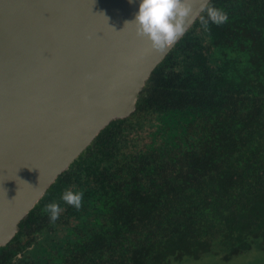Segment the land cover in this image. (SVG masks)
Wrapping results in <instances>:
<instances>
[{
	"label": "trees",
	"instance_id": "obj_1",
	"mask_svg": "<svg viewBox=\"0 0 264 264\" xmlns=\"http://www.w3.org/2000/svg\"><path fill=\"white\" fill-rule=\"evenodd\" d=\"M207 5L228 21L205 30L201 11L135 111L101 130L0 246V264H172L264 249V0ZM70 189L83 193L79 209L61 200ZM51 202L55 222L42 211Z\"/></svg>",
	"mask_w": 264,
	"mask_h": 264
},
{
	"label": "water",
	"instance_id": "obj_2",
	"mask_svg": "<svg viewBox=\"0 0 264 264\" xmlns=\"http://www.w3.org/2000/svg\"><path fill=\"white\" fill-rule=\"evenodd\" d=\"M209 1L191 0L186 30ZM140 3L0 0V246L100 131L135 111L182 37L154 50L125 26Z\"/></svg>",
	"mask_w": 264,
	"mask_h": 264
},
{
	"label": "clouds",
	"instance_id": "obj_3",
	"mask_svg": "<svg viewBox=\"0 0 264 264\" xmlns=\"http://www.w3.org/2000/svg\"><path fill=\"white\" fill-rule=\"evenodd\" d=\"M201 11L206 12V17L199 18L205 30L208 29L209 22L219 26L228 21L227 13L215 6L202 5ZM191 12V0H141L134 20L126 21L125 26L135 24L137 36L147 37L151 41V47L163 53L184 34ZM61 200L79 209L82 206L83 193L66 190ZM42 211L48 214L50 222H55L59 218L61 208L58 203L51 202L46 204Z\"/></svg>",
	"mask_w": 264,
	"mask_h": 264
},
{
	"label": "rangeland",
	"instance_id": "obj_4",
	"mask_svg": "<svg viewBox=\"0 0 264 264\" xmlns=\"http://www.w3.org/2000/svg\"><path fill=\"white\" fill-rule=\"evenodd\" d=\"M145 124L146 123H144V125ZM146 133L147 131L142 133L141 136ZM133 134H135V132ZM70 190L74 192L73 189ZM64 230V228H58L54 232V237H59L64 234ZM29 253L30 250L28 252L25 251L24 255L27 257ZM172 264H264V249L253 247L229 258L223 256V254L218 255L213 253L204 254L200 257L184 256L181 259L172 262Z\"/></svg>",
	"mask_w": 264,
	"mask_h": 264
}]
</instances>
